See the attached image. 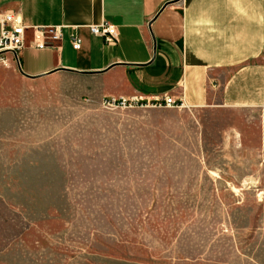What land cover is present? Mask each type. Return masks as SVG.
<instances>
[{"label":"rangeland","instance_id":"1","mask_svg":"<svg viewBox=\"0 0 264 264\" xmlns=\"http://www.w3.org/2000/svg\"><path fill=\"white\" fill-rule=\"evenodd\" d=\"M100 85L0 66V264H264V113Z\"/></svg>","mask_w":264,"mask_h":264},{"label":"crops","instance_id":"2","mask_svg":"<svg viewBox=\"0 0 264 264\" xmlns=\"http://www.w3.org/2000/svg\"><path fill=\"white\" fill-rule=\"evenodd\" d=\"M5 15L27 29L17 65L28 80L67 73L100 83L102 99L172 96L264 113V0H0ZM102 23L116 28V46L91 33ZM55 28L61 40L37 48Z\"/></svg>","mask_w":264,"mask_h":264},{"label":"built area","instance_id":"3","mask_svg":"<svg viewBox=\"0 0 264 264\" xmlns=\"http://www.w3.org/2000/svg\"><path fill=\"white\" fill-rule=\"evenodd\" d=\"M14 17L11 15L0 16V24L2 25V33L0 35V66L7 63V55L11 54L13 60L19 65V53L23 49L26 42L27 29L21 25H13ZM10 26V29L7 27ZM91 33L100 36L109 46L118 44V32L113 25L102 23L99 26L91 27ZM63 35L62 28L45 29L36 36V47L45 48L47 44L58 42ZM73 48L81 49V41L77 37H72ZM104 105L114 109H130V108H154V109H182L186 107L185 102L181 98L172 96L153 97L150 100L141 97L108 99L104 101Z\"/></svg>","mask_w":264,"mask_h":264}]
</instances>
